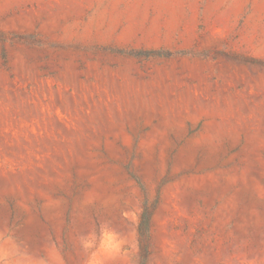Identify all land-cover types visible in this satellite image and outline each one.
Listing matches in <instances>:
<instances>
[{
  "label": "rangeland",
  "instance_id": "1",
  "mask_svg": "<svg viewBox=\"0 0 264 264\" xmlns=\"http://www.w3.org/2000/svg\"><path fill=\"white\" fill-rule=\"evenodd\" d=\"M264 264V0H0V264Z\"/></svg>",
  "mask_w": 264,
  "mask_h": 264
},
{
  "label": "trees",
  "instance_id": "2",
  "mask_svg": "<svg viewBox=\"0 0 264 264\" xmlns=\"http://www.w3.org/2000/svg\"><path fill=\"white\" fill-rule=\"evenodd\" d=\"M149 220L150 212L147 209H144L141 213L139 224L137 227L138 232V243L140 252L142 254L141 264H144L147 258L148 246H149Z\"/></svg>",
  "mask_w": 264,
  "mask_h": 264
}]
</instances>
